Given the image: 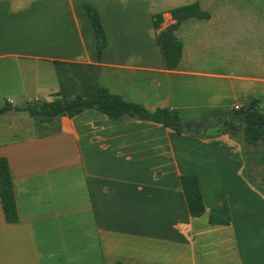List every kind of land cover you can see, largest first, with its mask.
<instances>
[{
    "label": "crops",
    "instance_id": "0c3cea01",
    "mask_svg": "<svg viewBox=\"0 0 264 264\" xmlns=\"http://www.w3.org/2000/svg\"><path fill=\"white\" fill-rule=\"evenodd\" d=\"M85 5L106 35L100 58ZM191 5L209 17L176 27L182 58L168 70L157 35ZM55 63L97 65L100 87L149 111L229 121L264 102V0H0V108L75 98L82 83L67 84ZM222 133L179 135L96 110L1 115L19 221H6L0 200V264H264V181L250 178L234 132ZM186 175L198 178L201 217L189 212ZM221 194L229 225L209 221Z\"/></svg>",
    "mask_w": 264,
    "mask_h": 264
},
{
    "label": "trees",
    "instance_id": "16d2710c",
    "mask_svg": "<svg viewBox=\"0 0 264 264\" xmlns=\"http://www.w3.org/2000/svg\"><path fill=\"white\" fill-rule=\"evenodd\" d=\"M90 20L93 23L96 35V50L100 58L103 50L107 46L106 35L103 30L100 16L95 8L85 5ZM176 24L162 30L157 35V43L160 48L162 58L166 69L175 70L182 58V42L175 36L176 27L184 20L191 17L208 18L209 15L202 13L198 5L185 6L171 11ZM163 22L162 15L154 17V27L156 30L161 28ZM58 74L61 73L63 63H55ZM65 70V69H64ZM258 99L247 107H241L234 111L233 119H239L244 124V141L250 146H257L264 143V111H260L255 104H259ZM26 111L32 115H43L47 118L56 116H68L70 118L79 115L86 110H96L105 114L110 119L118 121L124 117L135 118L139 120L152 121L161 124L166 128L172 129L177 134H188L183 130L184 126L196 123H210L206 121H187L180 117L177 110L158 109L149 111L139 104L128 103L121 97L112 95L107 89L100 87L95 80L93 88L83 90L75 98L65 95L61 99L52 102H36L28 104L24 108H13L11 104L6 103L0 108V116L9 111ZM240 128L232 120H229V131L236 132ZM223 132L222 134H225ZM184 194L186 197L189 212L192 217H201L206 213L202 192L198 178L195 175H186L181 177ZM222 205L214 208L210 212L209 221L211 224L229 225L231 223L230 210L224 195H219ZM0 200L6 221L10 224L19 221V215L14 195L13 183L11 178L9 162L6 158L0 157ZM121 264V263H116Z\"/></svg>",
    "mask_w": 264,
    "mask_h": 264
},
{
    "label": "rangeland",
    "instance_id": "374dc122",
    "mask_svg": "<svg viewBox=\"0 0 264 264\" xmlns=\"http://www.w3.org/2000/svg\"><path fill=\"white\" fill-rule=\"evenodd\" d=\"M66 69L64 70V80L67 84H72L74 82H81L83 89L89 90L93 88V84L97 77V65L92 66H75V63H63ZM71 65V66H70ZM70 66V67H69ZM252 99L248 101L247 107L253 102ZM260 111H264V102L263 104H255ZM237 110V109H235ZM229 120L235 122L239 125L240 128L238 131L234 132L239 138V141L243 144V156L247 160V172L250 175L252 180H258L259 178L264 181V143L258 144L256 147L247 146L244 141L243 127L244 124L239 119H233V115L229 117ZM216 120H213L211 123H215ZM202 126L203 124H189L188 126ZM233 131H230V133ZM256 186L259 184L254 182ZM263 185V183H262Z\"/></svg>",
    "mask_w": 264,
    "mask_h": 264
},
{
    "label": "water",
    "instance_id": "95a60500",
    "mask_svg": "<svg viewBox=\"0 0 264 264\" xmlns=\"http://www.w3.org/2000/svg\"><path fill=\"white\" fill-rule=\"evenodd\" d=\"M183 130L193 135L216 137L222 132H229V121L227 118L219 119L214 124L206 126H184Z\"/></svg>",
    "mask_w": 264,
    "mask_h": 264
},
{
    "label": "built area",
    "instance_id": "2783aa9c",
    "mask_svg": "<svg viewBox=\"0 0 264 264\" xmlns=\"http://www.w3.org/2000/svg\"><path fill=\"white\" fill-rule=\"evenodd\" d=\"M237 109H239V108H237Z\"/></svg>",
    "mask_w": 264,
    "mask_h": 264
}]
</instances>
